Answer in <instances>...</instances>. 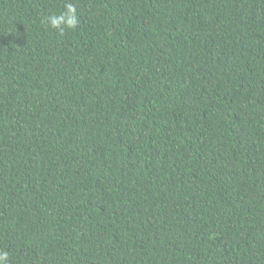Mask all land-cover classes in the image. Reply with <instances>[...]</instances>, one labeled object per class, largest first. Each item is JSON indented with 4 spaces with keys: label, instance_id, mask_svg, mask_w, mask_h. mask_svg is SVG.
Wrapping results in <instances>:
<instances>
[{
    "label": "trees",
    "instance_id": "16d2710c",
    "mask_svg": "<svg viewBox=\"0 0 264 264\" xmlns=\"http://www.w3.org/2000/svg\"><path fill=\"white\" fill-rule=\"evenodd\" d=\"M0 252L264 264V0H0Z\"/></svg>",
    "mask_w": 264,
    "mask_h": 264
},
{
    "label": "clouds",
    "instance_id": "9594fccd",
    "mask_svg": "<svg viewBox=\"0 0 264 264\" xmlns=\"http://www.w3.org/2000/svg\"><path fill=\"white\" fill-rule=\"evenodd\" d=\"M68 13L70 15H61V16H52L49 17L47 23L51 25L54 29H71L76 25L75 19V8L69 4L67 5ZM63 26V28H62ZM8 260V253L7 252H0V264H7Z\"/></svg>",
    "mask_w": 264,
    "mask_h": 264
}]
</instances>
